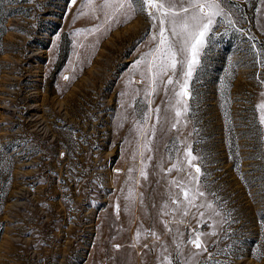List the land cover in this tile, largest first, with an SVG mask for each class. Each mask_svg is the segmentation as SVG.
<instances>
[{
	"label": "rangeland",
	"instance_id": "obj_1",
	"mask_svg": "<svg viewBox=\"0 0 264 264\" xmlns=\"http://www.w3.org/2000/svg\"><path fill=\"white\" fill-rule=\"evenodd\" d=\"M102 2L0 0V264H264V0H216L187 111Z\"/></svg>",
	"mask_w": 264,
	"mask_h": 264
},
{
	"label": "snow or ice",
	"instance_id": "obj_2",
	"mask_svg": "<svg viewBox=\"0 0 264 264\" xmlns=\"http://www.w3.org/2000/svg\"><path fill=\"white\" fill-rule=\"evenodd\" d=\"M70 2L75 3V0H70ZM99 7L106 19L109 18L108 9H114L112 15H115L126 7L129 13L139 10L147 12L150 19L159 20V37L156 47L136 63L140 64L147 60L148 56L152 57L148 71L153 73V84L156 83L158 77L166 75L169 70L175 74L177 65H181L184 80L181 84V91L176 93L178 97H181L177 100V104H183L184 111H187V103L183 97L189 95L187 91L188 80L199 64L198 56L205 46L207 34L211 31V25L214 23L213 17L222 12L216 0H204V2L202 0H103ZM206 8L209 10L208 12H205ZM149 9H154V11H149ZM166 24L170 28L166 29ZM168 32L170 35L166 34ZM178 55L182 56L183 59L178 60ZM167 83L173 84L171 76L168 77ZM258 107L262 110L260 123L264 124V104ZM180 115L181 112L177 110L176 116L179 117ZM188 155L191 156V153L189 152ZM192 160H195V157H191V160L188 161L190 165ZM195 167L196 172L199 173V167ZM171 170L169 169V171ZM141 175H146L143 170ZM191 179L195 180V177L192 176ZM184 195L187 199L188 192L184 191ZM199 195L203 196V192H200ZM189 203H191L190 200ZM189 243L194 244L197 249L202 251L207 250L199 242V234L195 240H190Z\"/></svg>",
	"mask_w": 264,
	"mask_h": 264
},
{
	"label": "trees",
	"instance_id": "obj_3",
	"mask_svg": "<svg viewBox=\"0 0 264 264\" xmlns=\"http://www.w3.org/2000/svg\"><path fill=\"white\" fill-rule=\"evenodd\" d=\"M204 58V57H203ZM197 77V74H196V76H195V78ZM229 126H230V124H229Z\"/></svg>",
	"mask_w": 264,
	"mask_h": 264
}]
</instances>
